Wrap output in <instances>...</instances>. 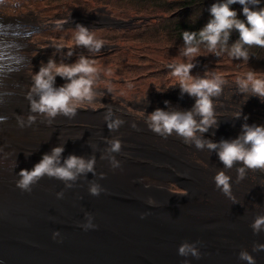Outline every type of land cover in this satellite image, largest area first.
Instances as JSON below:
<instances>
[{
    "label": "clouds",
    "instance_id": "clouds-1",
    "mask_svg": "<svg viewBox=\"0 0 264 264\" xmlns=\"http://www.w3.org/2000/svg\"><path fill=\"white\" fill-rule=\"evenodd\" d=\"M240 4L242 6L243 20L239 19L237 12L230 8V5ZM260 0H217L209 7L210 19L202 28L197 31L184 30L181 33L182 47L179 54L188 62H172L166 65L171 74L176 78L179 85L180 95L187 94L194 98L190 109L181 110L176 107L166 109L156 108L148 113L145 123L148 129L155 134L167 138L175 134L186 145L194 146L199 151L207 150L209 154L215 153L223 169L218 170L214 176V184L222 194L237 203L232 195L231 177L226 170L236 168V182L246 178L248 170H264V124H248L247 115H243L244 123L241 124V131L235 138L220 139L214 141L205 137L210 129L218 127L213 99L221 96L226 81L219 75L212 74L210 77L194 76L191 70L196 66V57L200 56V46L204 45L208 53L220 57L225 51L234 60L248 61L250 56L247 49L252 47L264 48V7L257 8ZM252 6V7H250ZM62 25H57L61 27ZM71 43H54L51 46L55 53H63V56L71 57L75 49L83 48L91 54L99 53L104 47V42L90 33L83 25H76ZM238 33V39L228 48L231 32ZM67 49L66 52L63 50ZM264 74H255L249 71L243 77L235 81L236 91L245 96L256 97L264 102V78L257 77ZM59 76L65 81L64 84L56 86V77ZM100 77V69L95 61L80 55L71 64L57 63L49 59L47 63L41 64L39 70L34 72L30 88L26 94L29 101V112L27 119L17 117L18 126L23 128L31 126L36 122L38 116L45 118L44 122L51 124L52 120L62 115L69 119L75 117L77 109L84 103H91L95 97L94 85ZM175 84V85H176ZM245 100V101H246ZM168 101L165 104L168 105ZM242 109L233 117L240 119ZM4 119V118H0ZM104 120L109 131L117 130L124 121L119 117L113 118L109 109ZM133 129L137 128L135 123L131 124ZM211 135H215L213 131ZM102 159L107 158L110 166L115 169L120 166L114 154L121 152V142L118 139L105 140ZM95 149V145L89 144ZM64 152L63 144H58L44 153L39 162L29 169H20L15 181L16 187L21 192H32V186L45 176L55 178L64 182L65 187L71 188L78 177L88 173L96 175L94 165L95 157L87 159L83 156L69 154L61 163V156ZM30 154V153H28ZM27 154V155H28ZM100 179L105 178L104 173L99 174ZM92 196H98L105 189L98 183L92 182L88 188ZM62 198L63 193L56 194ZM186 196V193L184 194ZM152 204L151 199L146 201ZM141 213V219L144 218ZM86 222L79 224L83 229L95 228L92 223V216L86 213ZM253 234L264 232V215H257L249 225ZM58 231H53L52 237L59 236ZM252 251H264V243H253ZM177 254L181 257H192L199 259L200 252L195 243L182 242L177 248ZM238 258L246 261L247 264H255V258L246 250H240ZM183 264H189L185 259Z\"/></svg>",
    "mask_w": 264,
    "mask_h": 264
},
{
    "label": "water",
    "instance_id": "water-1",
    "mask_svg": "<svg viewBox=\"0 0 264 264\" xmlns=\"http://www.w3.org/2000/svg\"><path fill=\"white\" fill-rule=\"evenodd\" d=\"M22 106V111L28 109L25 103ZM73 118L60 119L64 123ZM44 120L37 117L32 125L45 128ZM130 176L105 182L95 179L105 189L98 196L88 191L92 173L77 178L72 196L63 191L60 181L47 176L32 186L31 193L11 186V197L0 200V264H182L187 257L177 254L178 246L188 241L198 248L201 233L197 227L195 231L183 225V219L168 205L174 204L160 208L148 204L140 193L133 196ZM59 192L63 197L58 200ZM32 211L38 212V227L31 225ZM86 213L92 216L95 228L79 226L86 222ZM53 231L60 233L55 239ZM234 235L239 238L240 234ZM215 236L218 249L225 250L227 243L221 241L220 229Z\"/></svg>",
    "mask_w": 264,
    "mask_h": 264
},
{
    "label": "rangeland",
    "instance_id": "rangeland-1",
    "mask_svg": "<svg viewBox=\"0 0 264 264\" xmlns=\"http://www.w3.org/2000/svg\"><path fill=\"white\" fill-rule=\"evenodd\" d=\"M20 1L21 0H14V3H15L14 7L8 5V1H6L5 4H2L0 6V17H2L0 20L5 19L4 22L0 21V31H1L0 32V35H1L0 38L3 42L5 40L8 41V42H6V41L4 42V43H7V44H5V46L8 48L9 54L11 53L10 54V56L12 55L11 58L14 57V58H12L11 62L0 64V68H3L6 70V72L4 74H0V81L2 79H6L9 81V84H12V82L15 80L14 82H17L16 87L19 86V83L21 82L20 87H19V91L9 92V94H10L9 98L14 97L15 99H18V98L21 99V97L26 96V94L30 88L31 82H32V78L28 77V76H33L34 72H36V70L37 71L39 70V67L41 66V64L47 63V61L49 59H54V55H55L54 52L48 53L47 49L37 50V48L43 46V44H42L43 35H42V33L39 32L40 27H37V26H39L38 16L30 11L31 9H35L36 7H30L29 4L21 5ZM129 4H130V2H124L121 4L114 3V5L116 7H113L112 9L114 12H120L119 17L129 16L131 14H135L132 10H128ZM66 5H68V4L65 3L64 5H59V7L64 6L66 8L65 10L71 8V7L68 8ZM259 5L264 6V0H260ZM91 6L97 7L98 5L92 4ZM35 10H38V9H35ZM52 12H53V10L50 11V13H52ZM59 12L61 13L62 9H60ZM165 15L168 16V15H170V13L169 14L167 13ZM7 17H21L23 20L14 19V18H7ZM62 17H64V16H62ZM8 20H9V22H8ZM18 20L21 21V23H22L20 31H18V28L20 27L21 23L19 25L14 23V21L17 22ZM73 20H74V18H65L64 17L63 21H61V22L69 23ZM150 20H147L144 23H150V22H148ZM11 21H13V22L11 23ZM6 23H7V25H6ZM146 25L147 24H145L143 26V28L141 27L139 29H136L135 31L132 30V32H129L127 34H129L130 36H134L133 32H135L136 33L135 36H141L144 33H146L148 30L146 28ZM124 27H126V26H124ZM111 30H116V32L118 33L119 31L126 32L130 29H124V28L123 29L122 28L117 29L116 27H107L106 29L103 30L102 33L95 32V33H93V35L96 38L101 39L105 43H113L112 41L107 40V35L110 34V33H108V31H111ZM27 31H29V32H27ZM76 31L77 30H75L73 32L72 31H66L62 35V38H59V39L62 40L61 41L62 43L69 44V43H71L73 36H74ZM21 43H22V45H21ZM116 43H118L121 47L127 48L129 59L127 60L126 63L128 65H129V63H131L130 68H131L132 72L130 74L127 75L126 74L127 71L120 72L121 69L116 65L117 62H115L116 58H117V55H115V54H110L104 58H95L94 57V61H95L96 66L100 70L105 71L106 75L115 77L118 80H120V82H123V83H121V92H122L121 95L122 96L124 94H128V90L134 91V94L139 99L140 98H147L150 96L151 93L156 92V91L173 92L174 88H171L170 84L175 83V77H173L171 75L170 69H168L166 67V65H167L166 59L168 57H176L179 52L176 54L173 50L175 49V50L179 51V49H180L179 46H171L169 48L164 49V51H162V49L160 48L161 47L160 45L154 44L153 45L154 49L149 53H145L144 51H142V44L139 40L128 41L125 44H121L118 41H116ZM13 47H14V49H12ZM22 53L26 57H22L21 56ZM16 54H18V55H16ZM15 56H17V57H15ZM33 56H37V57L35 59H31L30 65H28L27 62L29 61V58H31ZM64 57H67V56H64ZM136 57H138V59ZM17 58H20L18 67H16L17 64L15 63ZM25 58H26V60H25ZM62 58H63V53L58 54V56L55 57V59H58V60H61ZM169 59H172V58H169ZM253 60L254 59H252V64L255 66V63L253 62ZM211 61H212L211 63L215 67L220 68L222 70V72H224V73L234 71V70L235 71L239 70V71H242L244 73H248L249 71H254L255 74H259V73L264 74V66L257 67V66H260V63H259L260 59L259 58L256 61L257 66H255V67L250 66L249 71H248V67H247V69L244 68V65H247V63H245L243 60H239V61L234 60L227 53H224L219 58L217 57ZM3 62H5V61H3ZM11 63H13V64H11ZM4 65L6 68L4 67ZM12 65H15V66H12ZM12 71H13V73H12ZM60 85H62V84L59 83V86ZM232 88L233 89H232L231 93H233L234 95H241L236 91L235 86H232ZM7 89H8L7 87L1 86V84H0V94L8 95ZM25 101H26L25 103L29 104L28 100H25ZM19 105H20V107L19 106L12 107L15 109H19L17 111H13V112H15L14 115H16L18 113L19 117L26 120L27 116L29 114L28 113H26V114L21 113L23 106L21 104H19ZM245 105L248 106L249 109L254 107L253 105L250 104V102H247V101L245 102ZM9 108H11V107H9ZM129 110H130V113L134 112L135 116H137L139 119H142V117H141L142 113L138 107L135 109L130 108ZM228 113L233 114V112L230 109L228 110ZM248 114L252 115L251 113H247V115ZM79 119H80L79 117L73 118L72 123L79 120ZM93 120H99V119L94 118L92 120H89L87 118L86 121H82V122L79 121L77 123H83V124L85 123L84 125H86V126L98 125V123H95ZM13 121H15L17 123V117L13 118V119L10 118V124L11 125H14ZM17 126H18V123H17ZM26 127L27 128H25V127H23V128L31 134L30 138H36V140H34V142H32V141L20 142L17 145L18 149L13 151V152L15 155L20 156V158L22 160H24L26 158L24 161L27 162L28 164H35V162L37 163L36 159H33V158L29 159V157L32 154H34L35 152L39 153V151H40L41 154L43 155L44 153L50 152L52 147H54L58 144H63V146L65 145L64 146V152H63L64 154H70V153L71 154L72 153L81 154L84 152L87 155V157H90L93 155L95 157V160H96L95 165H96L98 171L106 170V171H116L117 172L122 167V161H121L120 166L118 168H115V170H113V168L110 166L107 158L101 159L99 161L98 155L101 157L103 154V150H98L99 154H98V151L94 152V150L96 148L94 149L91 147H87L85 150H83V149H80V147H82V146L79 145V143L77 141H75L74 139L69 140V139L65 138L64 133H59L60 130L64 131V128L66 127L64 124H60L57 127L60 130L57 128H52V127H48V126H45V128H39L35 125L26 126ZM19 128L22 129L21 127H19ZM98 129L100 131H102L101 125L98 126ZM110 132L111 131H109V133H107V134L101 135L100 137L101 138H108V139H118V140H120L121 145H124V146L128 145V143L126 141L121 140L119 138L120 137L119 134H117V133L110 134ZM72 134L73 133H71V136H72ZM55 135H57V136H55ZM62 138H64V139H62ZM223 139H225V138H223ZM47 140L49 143H45ZM143 142L148 143L149 141H143ZM72 143L74 145L76 144L77 147H79V146L80 147L77 149L76 147L71 146ZM33 144H34V147H33ZM19 146H24V147L22 148V150L21 149L19 150ZM35 147H37V148H35ZM123 151L129 152L130 150L125 148V149H123ZM20 153L22 154V156ZM26 153L27 154L30 153V154L27 155ZM95 153H96V155H95ZM25 156H27V157H25ZM118 156H121L122 159L125 158L122 153H119ZM64 158H65L64 156H61V162H63ZM127 159L128 160H134L139 165H148L151 163L150 165H154V166H158V167H164V168L166 167L165 165H167L166 163H161V164L157 163L158 161L153 162L151 158L146 157V156H135V157L131 156L130 158H127ZM169 164H171V163H169ZM130 168L134 169L133 167H130ZM249 171H252V170H249ZM259 171L264 174V170H259ZM232 180H233V178H232ZM168 183L170 185H168L166 187H162V188H153L149 184H145L144 186H145L146 190H148V192H152L153 190L154 191L157 190V191L164 192L168 195H171V192H170L171 190L176 191V192H180V191H177V188H175V187L180 186L182 189V186L180 185V183L178 182L177 179H172V180L168 181ZM262 185L264 188V182H262ZM184 186H185V188L187 187V185H184ZM197 186H198V182H197L196 187ZM239 189H240V187H238V190ZM180 193H183V192H180ZM233 197L235 198L237 205H240L242 207V209H244V210L245 209L251 210V208H258L259 207L256 202H251V203L246 202L244 199L246 197H244L243 194H241L240 190L237 192L236 196H233ZM177 198H179L181 201H183L181 197H177ZM246 200L250 201L247 198H246ZM165 201H167L169 203H173V202H170L166 199H165ZM257 201H261V199L259 198V200H257ZM261 204L264 206L263 202H261ZM244 210H241V211H244ZM255 210H257V209H255ZM257 215H264V214H261V211H258L256 214H253V215H251V214L241 215L240 218H242L244 221L240 220V223L235 224V225L233 224L232 226H230V227H233L234 230H237L240 235H239V238H236L234 235L235 231L234 232L230 231L232 233V237H231L232 241L227 240V242H226L227 246H231V248H233L234 250H236V247H237L238 251L240 252V250H242L241 247L245 243L253 245L252 241L250 242L247 239H245L246 237H244L245 234L248 233V231L252 232V233H253V231L251 228H249L250 227L249 225H243V224H248V222H246V221H248L251 216H253V218H254ZM202 218L208 222H213L216 220L214 215H213V218H208V211H206V210L204 212V215H202ZM236 218L237 217H235L234 220H236ZM206 221H202V222H206ZM212 225H215V226H210V224H205L206 228H204V229H208L210 227L217 228L219 224H212ZM241 225H243L242 228H240ZM258 236H259L260 242L264 243V232L259 233ZM210 240H212V239H210ZM213 244H217V243H212V242L209 243V245H213ZM238 251H237V256L239 253ZM250 254L252 255L253 252ZM237 256H236V259H237ZM253 256H254V254H253ZM239 261L242 262V260H240V259H239ZM257 263H258V260L255 259V264H257Z\"/></svg>",
    "mask_w": 264,
    "mask_h": 264
},
{
    "label": "flooded vegetation",
    "instance_id": "flooded-vegetation-1",
    "mask_svg": "<svg viewBox=\"0 0 264 264\" xmlns=\"http://www.w3.org/2000/svg\"><path fill=\"white\" fill-rule=\"evenodd\" d=\"M2 1L3 0H0V6L2 5ZM87 14H89L90 16L94 15V13L91 11L87 12ZM91 17L92 18L89 19L90 21H87L86 19L82 17V15H80L79 21L81 23L91 25L92 23L97 21V20H91V19H94L93 16ZM109 24H114V23L113 22L99 23V25H102V26L103 25L107 26ZM125 25H130V24H125ZM18 31H20V28L18 29ZM21 56L26 57L23 53L21 54ZM30 61L31 59H29V61L27 62L28 65H30ZM16 67H18V65ZM28 77H31V76H28ZM59 83L64 84L65 81L61 79L59 76H57L56 81H55L56 86H59ZM94 89L96 93L95 99L91 103L86 102L83 105L79 106L77 109L78 111H81L84 113L90 112V113H94L95 115L97 114L105 115L106 112L109 109H111L113 116L128 115L127 113H123V114H120V113L125 112L128 106L136 105L135 98H132L130 94L120 96L122 93L120 80H118L115 77L106 75L104 71L100 72V77L99 79H97L94 85ZM131 93H134V91H132ZM182 99L187 100V104H188L187 109H190L194 103V98L186 95V96H183ZM245 100H246V97L243 96L242 108L236 109L235 111H233V114L227 113L225 111H223V113L221 114L217 110H227L228 108L214 106L216 118L218 119V127L216 129H210L208 133L204 134L205 137L212 139L214 141H219L222 138H225V139L235 138L241 131V124L245 122L243 120V115L245 114L247 115L249 111H251L250 113L252 115L250 114L247 115L248 119L246 122L248 124H253V123L264 124V102H261L256 97H249L246 101H250L252 105L254 106L253 108L249 109L247 106L244 105V103L246 102ZM120 101L124 103L121 104ZM176 108L181 109V105H178ZM240 109H242V117L240 119L233 118L240 111ZM229 125L232 126L231 127L232 133H229L228 131L224 130L225 128H228ZM213 131L215 132V135H211ZM155 135H156L155 145H156L158 154L156 153L154 160L158 161L159 163H166V164L171 163V166L167 164L165 165L166 166L165 168L166 170L170 172V174L173 172L171 176L175 177L180 183V185L182 186V189L180 186L175 187V188H177V191H180L183 193H180V192L178 193L176 191L171 190L170 191L171 196L181 197L183 200L182 202L188 201L190 196H189L188 190L184 186V183H185L186 177L189 176V177H194L198 182V186H197L198 194L196 195L195 198H191V202L193 201L192 207L195 208L196 212H199V210L204 209L208 211V218H213V212L216 211L217 207L224 201L226 206H228L231 209V214H229V218H231L232 215L238 218L241 215H249V214L253 215V214H256L259 210L261 211V214H264V206L261 204V202L264 203V188L262 185V182H264V174L260 172L259 169L252 170V171L248 170L246 174V178L240 181L238 185L236 182V168L234 167L235 169L233 168L231 170H226V172H228L227 174L231 178H233V180L231 179L232 195L236 196L237 192L240 190L241 194H243L244 197L250 200L248 201L246 200V198H244L246 202L248 203L256 202L259 206L258 208H251V210H248V209L244 210L242 209L241 206L237 205V203H233L231 199L224 196L220 190L216 193L214 197H209L199 192V188L202 185H203L202 187H206V186L209 187L211 185L215 186L213 176L218 170L223 169V166L218 161L215 153L209 154L207 150L199 151L194 146L186 145L182 142L180 138L176 137L175 134H173L172 136H169V138L171 139L169 138L165 139L157 134ZM121 139L124 140V138H121ZM141 139H146V136H144ZM134 141H140V137L138 139H134ZM122 148L123 146L121 147V149ZM160 151H162L163 153ZM160 156L161 158H159ZM154 160L152 159L153 162H155ZM190 165H192L193 167ZM176 176L177 177L179 176L180 178L179 177L177 178ZM148 184L153 188L166 187L164 185H161L159 181H153V184H150V183ZM167 184L170 185L169 183ZM238 187H240L239 190H238ZM185 193H186V196H184ZM259 198L261 199V201H257L259 200ZM241 210H244V211H241ZM220 225H223V224H220ZM234 231L236 234H239L237 230H234ZM221 239L224 240V237H221ZM241 248L243 250L252 249L246 246H243Z\"/></svg>",
    "mask_w": 264,
    "mask_h": 264
},
{
    "label": "bare ground",
    "instance_id": "bare-ground-1",
    "mask_svg": "<svg viewBox=\"0 0 264 264\" xmlns=\"http://www.w3.org/2000/svg\"><path fill=\"white\" fill-rule=\"evenodd\" d=\"M7 19V18H6ZM5 20V19H4ZM4 20H0L3 21ZM10 20V19H9ZM8 20V22H9ZM13 21H11L12 23ZM14 23L16 24H20L21 21H17ZM7 25V23H6ZM9 26V25H8ZM9 30V29H8ZM5 31V30H4ZM1 36V35H0ZM8 37V36H7ZM16 40V39H15ZM6 41V40H5ZM4 41V42H5ZM11 41V40H10ZM17 41V40H16ZM3 45L0 44V64H4V63H8L12 61V57L9 54L8 48L5 46V44L3 41H1ZM8 42V41H6ZM20 42V41H19ZM12 43V42H11ZM14 43V42H13ZM12 45V44H11ZM19 45V44H18ZM22 45V43H21ZM11 47V46H10ZM14 49V47L12 48ZM12 52V51H11ZM15 55V54H14ZM18 55V54H16ZM17 57V56H15ZM16 59V58H15ZM5 61V62H3ZM20 61V58H17V60L15 61V63L18 65ZM13 64V63H11ZM11 66V65H10ZM15 66V65H12ZM2 67V66H1ZM5 67V65H4ZM6 68V67H5ZM8 68V67H7ZM11 69V68H10ZM6 72L5 69L0 68V74H4ZM15 72V71H14ZM10 73V72H9ZM8 73V74H9ZM13 73V71H12ZM17 73V72H16ZM19 74V73H18ZM7 75V74H6ZM14 75V74H13ZM10 76V75H9ZM13 77V76H12ZM18 77V76H17ZM8 79V78H7ZM11 79V78H10ZM9 79V80H10ZM16 79V78H15ZM19 80V79H18ZM22 80V79H21ZM13 81V80H12ZM15 81V80H14ZM12 82V84H9V81L6 79H2L0 82L1 86H5L7 87V92L8 95H3L0 94V118H4V119H0V200H4V199H8L11 197V186L16 187L15 181L18 179L17 173L20 171V169H30V167H33L34 164H28L27 162H25L24 160H22L20 158V156H17L14 154L13 151L17 150V145L20 142L23 141H32L34 142V140H36V138H30L31 134L26 131L24 128L20 129L17 126V123L14 122V125L10 124V118H16L14 117L15 112L13 111H17L19 109H15L12 107H17L20 105L19 104H23L28 100L27 98H18L15 99L13 98H9V92H17L19 91V87L21 82L19 83V86L16 87L17 82ZM17 81V80H16ZM11 82V81H10ZM23 82V81H22ZM17 97V96H16ZM19 102V103H18ZM27 104V103H25ZM11 107V108H9ZM3 114V115H2ZM95 123L100 124V120H93ZM82 122V121H80ZM91 122V121H90ZM85 124V123H84ZM93 124V123H92ZM85 129H86V135L85 137L80 140L78 143L79 145H81L82 147H80V149L85 150L87 147L83 144H87L90 142V138L93 136L94 134V130L95 125L94 126H86L84 125ZM27 128V127H25ZM72 128H74V125H72ZM70 129L71 127H65L64 128V136L65 137H70L71 133H70ZM103 131V129H102ZM57 136V135H55ZM169 138V137H167ZM53 139V138H52ZM64 139V138H62ZM171 139V138H169ZM49 140V139H48ZM48 140L45 143H49ZM180 140V139H179ZM178 141V140H176ZM43 142V141H42ZM143 142V141H142ZM92 145H95V147H97L98 149H102V146H97V144L95 142H90ZM58 144V143H57ZM65 144V143H64ZM73 144V143H72ZM157 144V143H156ZM183 144V143H182ZM54 145V144H53ZM76 145V144H75ZM144 145L146 147H153V144H151L150 142L145 143ZM65 146V145H64ZM72 146V145H71ZM160 146V145H159ZM24 146H19V150L23 148ZM34 147V144H33ZM32 147V148H33ZM39 147V146H38ZM47 147V146H46ZM28 148V147H27ZM37 148V147H35ZM48 148V147H47ZM70 148V147H69ZM31 149V148H30ZM42 149V148H41ZM40 149V150H41ZM68 149V148H67ZM78 149V148H77ZM25 150V149H24ZM29 150V149H28ZM34 150V149H33ZM47 150V149H46ZM94 150V149H93ZM162 150V149H161ZM90 151V150H89ZM97 151V150H96ZM24 152V151H23ZM71 152V151H70ZM86 152V151H85ZM91 152V151H90ZM95 152V151H94ZM159 152V151H158ZM162 152V151H160ZM31 153V152H30ZM163 153V152H162ZM181 153V152H180ZM17 154V153H16ZM21 154V153H20ZM27 154V153H26ZM64 154V153H63ZM75 155H78L77 153H72ZM158 154V153H157ZM161 154V153H160ZM168 154V153H167ZM29 155V154H28ZM96 155V153H95ZM107 154H105L106 156ZM121 155V154H120ZM22 156V154H21ZM42 154L39 151L35 152L34 154H32L29 159H37L39 157H41ZM78 156H83L86 159L88 158L87 155L83 152L81 154H79ZM93 156V155H92ZM173 156V155H172ZM27 157V156H25ZM125 157V156H124ZM116 160L119 161V164L122 161V167L125 168L126 170H134L136 172H144L146 174H148L149 176H151L154 179H162V178H168L170 177V172H166L163 170H150V169H145V168H136L135 166H133V164L125 159H120L119 156H115ZM144 158V157H143ZM161 158V156L159 157ZM158 159V158H157ZM184 159V158H183ZM179 160V159H178ZM215 160V159H214ZM149 161V160H148ZM160 161V160H159ZM144 162V161H143ZM36 163V162H35ZM62 163V162H61ZM149 163V162H148ZM159 163V162H157ZM187 163V162H186ZM189 163V162H188ZM96 164V163H95ZM102 164V163H101ZM110 164V163H109ZM151 164V163H150ZM161 164V163H160ZM168 165H171L169 163H167ZM104 165V164H103ZM95 166V165H94ZM185 166V165H184ZM189 166V165H188ZM192 166V165H190ZM130 167H133L134 169H131ZM179 167V166H178ZM193 167V166H192ZM106 168V167H105ZM195 168V167H194ZM219 168V167H218ZM166 169V168H165ZM169 169V168H168ZM181 169V168H180ZM235 169V168H234ZM115 170V169H113ZM118 170V169H117ZM170 170V169H169ZM192 170V169H191ZM106 171V170H103ZM116 172V171H115ZM118 173H120V175H122V177L124 176L123 172L119 169L117 171ZM190 173V172H189ZM228 173V172H227ZM177 174V173H176ZM174 174V175H176ZM190 175V174H189ZM98 178H100L99 176H96ZM177 177V176H176ZM179 177V176H178ZM177 177V178H178ZM180 178V177H179ZM55 179V178H53ZM57 180V179H56ZM60 181V180H58ZM62 184V188L64 192H67L68 196H72L73 193L76 192V181L71 182L73 184V186L71 188H67L65 187L64 182L60 181ZM148 184V183H147ZM201 184V183H200ZM162 185V184H161ZM184 185H187V190L189 192V199L187 202H182L179 198L175 197V196H171L168 195L164 192H160L161 196L164 197L166 200L173 202V203H177V204H181L183 206L186 207V209H182L179 211H176V216L178 217V219H183V222H185L183 225L186 227H191V229H195L196 231V227L198 228V232L201 233L200 237H198V241H199V252H200V258L196 259L192 256H188L186 259L188 260L189 264H198V263H203V264H247L246 261H239L238 256H237V247L236 250H234L232 248V250L230 251L229 248H231V246H227V248L224 250L223 248L218 249L219 248V240L218 237L215 236V233L217 231V228L220 229V239L221 237H224V240L221 239L222 242H227V240H231L232 237V232H234V228L230 227L233 224H238L240 223V220H243L242 218H236V220H234V218L236 216H231V218H229V214H231V209L226 206L225 202L223 201V203H221L218 207L217 210L213 212V215L215 216V221L213 222H208L205 219L202 218V215H204L205 210H199V212H196L195 208L192 207V202H191V198H195L197 193V180L194 177H186L185 179V183ZM238 185V183H237ZM203 186V185H202ZM200 187L199 188V192L203 195L209 196V197H214L216 195V193L219 191V189H217L214 185H211L209 187ZM17 188V187H16ZM154 191V190H153ZM157 191V190H156ZM242 191V190H241ZM144 198V197H143ZM57 199L59 200V197H57ZM185 201V200H184ZM198 201V199H197ZM236 206V205H235ZM240 206V205H239ZM197 208V207H196ZM241 209V208H240ZM246 210V209H245ZM241 214V213H240ZM197 216L195 221L192 220V216ZM37 216H38V212L37 211H32V226H36L37 225ZM189 217V219H188ZM188 219V220H187ZM253 216L250 217V219L246 222H248V224H243V225H250L252 220H253ZM206 221V222H202V221ZM244 221V220H243ZM199 224V225H197ZM205 224H210V226H215L212 224H219L217 228L214 227H210L208 229H204ZM223 224V225H220ZM240 226V228H242V226ZM217 226V225H216ZM209 227V226H208ZM200 228V229H199ZM244 228V227H243ZM250 228V227H249ZM245 229V228H244ZM246 230V229H245ZM241 231V230H240ZM206 232V233H205ZM224 232V233H223ZM244 234V233H243ZM263 236V235H262ZM246 237L245 239H247L248 241H252V243H262L260 242L259 236L258 234H253L252 232H249L247 234H245ZM212 239V240H210ZM232 241V240H231ZM217 243V244H213V245H209V243ZM244 244V243H243ZM243 246H246L248 248H252V244H247L245 243ZM242 246V247H243ZM222 247V245H221ZM207 250H211L213 251V256H211V253L208 252ZM252 250V249H250ZM249 251V250H246ZM230 252V253H228ZM239 252V251H238ZM253 251L249 252L252 253ZM254 257L256 260H258L259 264H264V251H258V252H253ZM252 254V255H253ZM219 256V260L215 259L214 257ZM237 256V259H236ZM223 258V259H222ZM263 262V263H262ZM257 263V264H258ZM183 264V262H182Z\"/></svg>",
    "mask_w": 264,
    "mask_h": 264
},
{
    "label": "trees",
    "instance_id": "trees-1",
    "mask_svg": "<svg viewBox=\"0 0 264 264\" xmlns=\"http://www.w3.org/2000/svg\"><path fill=\"white\" fill-rule=\"evenodd\" d=\"M40 1L43 12L46 13L45 6H48L50 10L57 9L59 5L69 4L78 7L81 10H90L91 5H104L107 7H116L114 3H124L130 2L128 5V10H132L135 14L139 15H155L153 21H148L146 28L148 29L146 33L141 36H135L136 33L133 32L134 36H130L129 32L139 28H143L142 25L139 28H133L126 32L116 30L108 31L107 40L112 42H120L125 44L128 41L139 40L142 44V51L145 53L151 52L154 47L153 45H160L161 49L164 50L166 47L179 46L182 47L181 33L184 30L197 31L204 26V24L210 19L209 7L212 3L217 2V0H33ZM21 5H25V0H21ZM237 12L239 19L243 20L242 6L240 4H233L229 6ZM252 7V6H250ZM257 8L264 7L262 5H257ZM169 14L166 16L165 14ZM155 22V23H154ZM103 32V31H102ZM238 39V33L233 30L230 34L228 48L231 44ZM175 50V49H174ZM249 53V60L244 61L247 65L244 68L248 71L250 66H257L256 61L259 58L260 66H264V48L252 47L247 49ZM207 48L204 45L200 46V55L207 54ZM227 53V51L223 52ZM115 54L117 55L116 61L117 66L121 69L120 72L127 71V75L132 72L129 65L126 63L129 59L127 48L122 47L121 49L113 50L108 52L106 55ZM114 55V56H115ZM138 59V57H136ZM255 63V66L252 64Z\"/></svg>",
    "mask_w": 264,
    "mask_h": 264
}]
</instances>
